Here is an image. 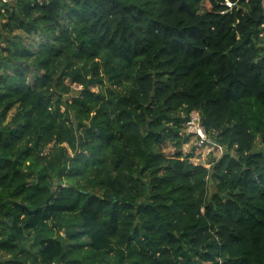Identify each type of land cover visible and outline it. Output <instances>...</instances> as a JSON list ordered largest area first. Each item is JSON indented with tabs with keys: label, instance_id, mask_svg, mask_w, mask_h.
<instances>
[{
	"label": "trees",
	"instance_id": "16d2710c",
	"mask_svg": "<svg viewBox=\"0 0 264 264\" xmlns=\"http://www.w3.org/2000/svg\"><path fill=\"white\" fill-rule=\"evenodd\" d=\"M0 264H264V0H0Z\"/></svg>",
	"mask_w": 264,
	"mask_h": 264
},
{
	"label": "built area",
	"instance_id": "2783aa9c",
	"mask_svg": "<svg viewBox=\"0 0 264 264\" xmlns=\"http://www.w3.org/2000/svg\"><path fill=\"white\" fill-rule=\"evenodd\" d=\"M184 132L191 135V139L194 140L197 148L203 149L206 147L215 154L216 152L223 153V145L210 138L198 111L194 110L190 113L189 119L185 123Z\"/></svg>",
	"mask_w": 264,
	"mask_h": 264
},
{
	"label": "rangeland",
	"instance_id": "374dc122",
	"mask_svg": "<svg viewBox=\"0 0 264 264\" xmlns=\"http://www.w3.org/2000/svg\"><path fill=\"white\" fill-rule=\"evenodd\" d=\"M206 7H210V5L207 3L206 4ZM78 88V87H77ZM183 150H184V152H191V151H193L194 150V152H195V156H194V158H193V160L195 161V162H200V163H206L207 164V162H208V160L210 159V156H211V154L213 153H211L210 151H209V149L208 148H196V145H195V143H194V140L193 139H191V141L189 142V143H187V144H185V146H184V148H183ZM213 154H215V153H213ZM216 154L217 155H220L218 152H216Z\"/></svg>",
	"mask_w": 264,
	"mask_h": 264
}]
</instances>
